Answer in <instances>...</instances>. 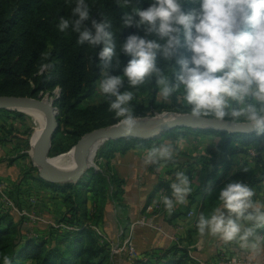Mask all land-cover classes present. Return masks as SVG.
<instances>
[{"label": "clouds", "instance_id": "clouds-1", "mask_svg": "<svg viewBox=\"0 0 264 264\" xmlns=\"http://www.w3.org/2000/svg\"><path fill=\"white\" fill-rule=\"evenodd\" d=\"M73 3L70 17H59L56 27L75 33L78 45L99 48L98 90L122 135L137 127L134 101L145 84L164 100L180 97L193 118L245 125L264 135V0H147L145 8L117 0L127 9L121 28L137 29L118 48L111 21L94 19L87 0ZM121 54L129 57L127 63ZM50 67L43 63L38 71ZM177 143L169 139L147 148L144 165L172 161ZM170 189L171 196L161 197L169 215L193 190L185 171L175 172ZM216 200L219 206L198 216V234L235 241L250 253L264 249V200L256 188L228 179Z\"/></svg>", "mask_w": 264, "mask_h": 264}, {"label": "trees", "instance_id": "trees-1", "mask_svg": "<svg viewBox=\"0 0 264 264\" xmlns=\"http://www.w3.org/2000/svg\"><path fill=\"white\" fill-rule=\"evenodd\" d=\"M87 2L94 19L104 18L111 21L117 48L129 34L137 32L134 27L121 28V17L127 9L118 6L117 0H87ZM134 3L141 8L148 6L147 0H134ZM73 6V0H0V95L42 98L46 93L54 94L53 91L58 87L60 90L57 103L60 121L58 129L61 126L70 128L68 133L77 142L85 133L116 124L117 121L113 113L108 111V102L104 96L98 104L83 103L97 88L99 48L87 44L78 45L76 34L70 29L64 33L57 29L59 17L69 18ZM139 34L143 35L142 32ZM120 59L122 63H127L129 57L121 54ZM43 63L51 64V67L40 73L38 69ZM109 71L112 69L110 68ZM113 74H120L119 70L114 71ZM138 94H148L150 108L158 106L157 94L152 90L151 85L141 86ZM171 101L173 109L188 112L180 97H172ZM139 110L144 113L146 108L139 105ZM8 113L11 111L0 109L1 115ZM181 130L220 135L222 140L218 150L211 151L213 158L177 152L174 159L168 162L174 166L169 171L170 179H160L152 191L153 194L165 188L168 196H171L170 184L175 180V172L185 171L186 174H190L201 164L208 169L201 187L190 195L194 199L216 176L220 157L227 153L232 142L249 145L264 137L256 133L240 134L194 128H175L169 133L176 135ZM158 139L121 138L105 142L97 154V163L101 169L91 168L77 184L49 183L40 177L36 167L31 166L29 171L32 172L33 179L65 196L69 208L67 214L58 222L74 224L78 228H56L49 225V230L52 232L48 236L45 235L46 232H42V235L27 236L24 232L27 227H23L26 219L21 218L23 222L14 221L10 217L11 214L2 209L0 210V255L9 248V256L1 264H127L126 251L123 252L125 256L113 254L110 243L104 242L98 232L89 225L80 222L82 216L87 214L85 210L88 209V197L84 193L89 191L98 201H111L118 209L124 207L126 180L115 171L111 163L117 153H125L135 147L149 148L158 144ZM0 140L6 141L3 136ZM54 142L55 135L52 145L55 144ZM255 163L253 169L239 171L225 179L214 194L204 202L203 213L210 214L219 206L216 198L228 179L244 180L250 174L258 172L264 176V158L257 155ZM263 179L264 177H257L250 183L256 190H261L258 183ZM208 191L207 188L206 192ZM257 196L260 199L258 193ZM30 205L33 207V203ZM20 207L24 208L23 205ZM10 210L12 207L9 212ZM191 238L196 239L192 234ZM170 250L178 252L181 249L175 246ZM181 252H183L181 255L173 253L169 257L167 252L156 258L137 259L132 264H192L187 250L183 249Z\"/></svg>", "mask_w": 264, "mask_h": 264}, {"label": "crops", "instance_id": "crops-1", "mask_svg": "<svg viewBox=\"0 0 264 264\" xmlns=\"http://www.w3.org/2000/svg\"><path fill=\"white\" fill-rule=\"evenodd\" d=\"M16 124L18 123H14V126L18 129L19 126ZM4 125L8 126L11 125V123L6 124V122L0 117V128ZM169 139L178 142V152L186 153L191 156L201 155L213 158L214 156L211 151L216 152L218 150L222 137L215 134L181 130L179 134L176 135L167 133L159 137L158 144ZM146 150L147 148L142 147L131 148L125 153H117L113 160L118 173H120V175L126 180L124 194V201L126 202V205L121 209H118L113 202H110V210L112 212L115 211V213L119 215L120 220L126 227H128L132 221L140 216H147L150 223L147 226H136L134 240L137 253L135 256L130 258L128 252L126 251L128 259L127 264H132L137 259H145L148 257L156 258L167 252L168 257L172 256L173 253L181 255L183 253L181 252L183 249L187 250L192 264H200V262H202V264H216L219 260L220 254L226 251V248L229 251L232 244L236 245L244 252L252 255L253 258L264 260V249L258 253H250L248 250L240 248L235 241L226 244L218 237L210 235L199 236L196 237L195 240H191L189 236L190 233L196 230L195 224L198 216L203 213L204 202H206L211 195L214 194L216 189H218L224 180L245 168L253 169L256 165L255 157L257 155H261L264 158V137L261 140L253 141L249 145L232 142L228 147L227 153L220 157V164L217 170V173L219 172L220 174L218 175L216 173V176L208 182V186L201 194L196 195L194 200L190 195L201 187L204 177L206 176L205 173L208 169L201 164L195 167L194 171L187 174L189 179L192 181L193 190L183 204H177L175 206L171 215L166 212L161 202V197L168 195L167 192L162 194V192L158 190L153 194L152 191L160 179H170L169 171H171L174 166L168 162L162 165H144L143 160L146 155ZM8 165L9 166L7 168L6 166H0V180H8V177L2 176L4 175L3 170L5 168V172L8 173L9 177L11 176V173H13L14 176H17L21 174V172H24V169H26L25 166L22 167L17 162ZM31 166L36 167L34 164L29 165L28 167L30 168ZM230 172L232 173L231 175H229ZM29 179H32L31 185H33L34 188L32 190V195H34L30 198L33 199L34 197V205L36 203V208H38L39 199L43 197L42 194L40 195V192H44V196H47L46 200L48 201L46 212L51 214L49 215L50 217L52 216L54 218L59 215L62 217L67 214L69 205L66 203L63 193L54 191L38 180L33 178ZM207 188L209 189L208 193L206 192ZM21 189L25 190L24 187ZM259 196L261 200H264V193H260ZM28 200L29 199H25L21 195L16 197L17 203H23V206L26 205V203H29ZM59 205H62L61 209L58 208V212L54 213V210L57 207H60ZM147 207H150L151 210L148 213L146 212ZM189 211L192 212V214H189ZM112 212L109 213L111 224L106 225L108 227L105 229V236L102 237V239L107 240L106 242L110 243L111 247H113V245H119L123 241L119 239V231L122 228L120 227L121 222ZM43 214L44 216L48 215L45 212ZM36 215L39 216L40 214L36 213ZM27 217L34 221L33 217ZM47 225L49 226L50 224L45 222L33 225L37 233H31V236H37V234L42 235V232L45 233L44 228H47ZM157 227H160L161 230ZM260 231L264 233L263 229ZM175 246L181 250L178 252L170 250ZM123 252L125 253V250L118 253H112L124 255Z\"/></svg>", "mask_w": 264, "mask_h": 264}, {"label": "rangeland", "instance_id": "rangeland-1", "mask_svg": "<svg viewBox=\"0 0 264 264\" xmlns=\"http://www.w3.org/2000/svg\"><path fill=\"white\" fill-rule=\"evenodd\" d=\"M53 92H54V94L46 93L44 96H46L48 94L47 96L49 97V99H55L57 97V95L59 94L60 90L57 87V88H55V90ZM148 97H149L148 94H138L137 100L134 101V104H135L134 110H135V114H136L138 119L139 118L155 117V116L162 114V113H171V114L172 113H174V114L184 113V112H179L176 109H173L174 107H173L171 98H169L168 100H164L159 95H157V105L158 106L155 108H152V107L150 108L148 106L149 105ZM102 98H103V95L98 90V82H97V88L95 89L94 93L89 98H87L83 103L85 105L98 104L102 101ZM181 102H182V99H181ZM139 105L146 108L144 113H142L139 110ZM10 111H11V113H8V114H4V115L0 114V117L2 118V120H4L6 122V124L11 123V125H8V126L4 125L3 128L0 129V139L2 136L6 139L5 142H2L0 140V166H6V168H7L9 166L8 164H14L15 162H17V163H19L20 166H22V167L25 166L26 169H24V172H21V174H19L17 176H14V174L11 173L12 177L11 176L9 177L8 173L5 172L6 168L3 170L4 175H2V176L8 177V180H6V179L0 180V188H2L3 192H4V196H2V194L0 193V210L2 211V209H3L5 211H7L8 213H10L11 214L10 217L14 221L23 222V220L21 218H25L26 220L23 222V227H27L26 229L28 231L24 230V232L27 234V236H30V235H32L31 233H37L35 230V227L33 225H37L38 223H45V221L47 222V221H51V220L58 222L61 215L53 218L52 216L51 217L49 216L51 214H48L46 212L48 201L46 200L47 196H44L45 195L44 192L43 193L40 192V195L42 194L43 197H41V199H39L38 208L35 207L36 203L34 205V202H35L34 197H33V199L30 198L31 196L34 195V194L32 195V190L34 189L33 185H31L32 179H29L32 175V172L29 171V169H28L29 168L28 166L33 164V161H32L31 155H30L31 148H32L31 140H32L33 134L39 128V122L33 115L27 113L26 111H21V110H10ZM12 121L14 123H18V124H16L17 126H19L18 129L15 128L14 123ZM69 129L70 128H68L66 126H61L60 129H57L58 132L56 131V133H55V142H54L55 144L52 145L51 153H50L51 157H56V156H60V155L63 156V158L60 161L61 165H59L62 167L65 165L71 164V159H70V156L68 153L71 151L72 147L76 143L75 139L69 135V133H68ZM100 147H99V149H100ZM99 149L97 151V154L99 152ZM97 154L95 157V163L98 165V167H99L98 169L100 170L101 166H99V164L97 163V159H98ZM111 164H113L114 169H116V166L114 165L113 161ZM92 168H94V167H92ZM36 170L39 173L37 167H36ZM115 171H117V169ZM255 177L259 178V177H264V176L260 172H258L257 174L252 173L247 178H245L243 181L250 183L252 180L256 179ZM27 179H29V180H27ZM22 187H24L25 190H22L21 189ZM258 187H260V189H261V190H257L258 195L260 193H264V179L261 181V183H258ZM33 193H34V191H33ZM7 194H9V195L7 196ZM20 195L22 197H24L25 199L26 198L29 199L28 200L29 203L28 204L26 203V205L23 206L24 207L23 209H21V207H20V205H23V203H21L20 205H17L19 203H17V201H16V197H19ZM84 195L88 197V200H87L88 201V203H87L88 212H87V210H85L87 214L82 216V219H80V222L89 225L94 230L99 229L103 234H105L106 233L105 229H107V227H108L106 225L111 224V222H110L111 219H110V214H109L110 212H112L110 210V206H111L110 202L111 201H108V202L107 201L103 202L102 200L98 201L95 197H93L91 195V193H89V191H86V193H84ZM5 197H9L12 200L13 204H15V207L13 206V208H12V210H10V212H9V209L12 206H10V204L8 203V200H6L7 198H5ZM30 203H33V207H32V205H30ZM59 206L60 207H57L54 210V213L58 212V208L61 209L62 205H59ZM14 208H19L20 210L25 209L27 211H30L32 217L34 218V221L30 220L28 217H26V216H28L27 214H20ZM44 212L48 215L44 216V214H43ZM36 213H38L40 215L38 216V215H36ZM112 213L115 214L117 219L120 220L119 215L117 213H115V211ZM189 214H192V213L190 212ZM51 218H53V219H51ZM120 222H121L120 227L125 229L126 226H124V223H122L121 220H120ZM50 225H52V224H50ZM39 227H41V226H39ZM49 228H50L49 226H47V228H44L45 232H46L45 235H47V236L50 232H52V230H49ZM191 234L195 235V237L201 236L200 234H198L197 230H195L193 233H190V235H189L191 240H192ZM119 239L121 241L123 240V236L120 234H119ZM102 240L104 242L107 241L104 239H102ZM110 247H111V245H110ZM8 256H9V248H8V251H6L5 253L0 255V264L3 261H5ZM251 257H252V255H251Z\"/></svg>", "mask_w": 264, "mask_h": 264}, {"label": "water", "instance_id": "water-1", "mask_svg": "<svg viewBox=\"0 0 264 264\" xmlns=\"http://www.w3.org/2000/svg\"><path fill=\"white\" fill-rule=\"evenodd\" d=\"M48 95V94H47ZM35 98L31 96L18 95H0V109L21 110L22 107H38L46 113L44 129L31 148V158L33 164L38 168L40 177L49 183H74L77 184L82 177L94 167L98 169L95 163V157L99 147L107 141L117 140L121 138L135 139H155L169 133L175 128H194V129H216L227 131L230 133L255 134L245 125L239 127H231L226 124H219L207 118H193L189 112L174 114L165 118L147 129L136 128L134 133L124 136L120 133L117 123L106 127L96 128L85 133L80 137L71 149L75 158L76 165L71 170H63L51 162V148L54 135L59 127V108L58 97L49 99L48 96ZM100 140V144L96 149L93 157L88 158L91 145L93 142ZM58 157V156H56Z\"/></svg>", "mask_w": 264, "mask_h": 264}, {"label": "built area", "instance_id": "built-area-1", "mask_svg": "<svg viewBox=\"0 0 264 264\" xmlns=\"http://www.w3.org/2000/svg\"><path fill=\"white\" fill-rule=\"evenodd\" d=\"M160 191L162 192V194L167 192L165 188H161ZM0 193L2 194V196H4V192H3L2 188H0ZM7 196H8V194H7ZM5 198H7L6 200H8V203L10 204V206H12V208H13V206L15 207V204H13L12 200L9 197H5ZM157 202H159V201H157ZM14 209H16L17 212L20 214H27L30 218L32 217L30 211H27L25 209L20 210L19 208H14ZM149 211H151L150 207H147L146 212L148 213ZM47 222L49 224H52L56 228H60V227L66 228V229H77L78 228L74 224L70 225V224L65 223V222H55L52 220L47 221ZM149 224L150 223L148 221L147 216H140V217L136 218L134 221H132V223L129 224L128 227H125V229H123V228L120 229L119 234L123 236V241L119 245H113V247H111L112 252L118 253V252H122L125 250L128 252V255L130 258L135 256L137 253L136 244H135V240H134L135 228L137 225H142V226L146 225L147 226ZM157 228L161 230L160 227H157ZM96 231L98 232V234L101 237L105 236V234H103L99 229H96ZM228 252H229V254H228ZM200 264H202V262H200ZM216 264H264V260L253 258V257H251V255L249 253L242 251L236 245L232 244V247H230L229 251L226 248V251H224L223 253L220 254L219 260Z\"/></svg>", "mask_w": 264, "mask_h": 264}, {"label": "bare ground", "instance_id": "bare-ground-1", "mask_svg": "<svg viewBox=\"0 0 264 264\" xmlns=\"http://www.w3.org/2000/svg\"><path fill=\"white\" fill-rule=\"evenodd\" d=\"M21 109L23 111H26L27 113L33 115L39 122V128L35 131V133L33 134L32 140H31V145L33 146L35 144V142L37 141V139L39 138V136L41 135L43 129H44L45 120H46V113L44 112L43 109L38 108V107H26L25 106V107H22ZM171 115H172L171 113H162V114H159L155 117L139 118L136 128L147 129V128L153 126L155 123H157V122H159L165 118H168ZM99 144H100V140L92 143L90 153L88 156L89 159H91L93 157V155L96 152V149L98 148ZM68 154H69L70 159H71V164H69V165H65L63 167L59 166V165H61L60 161L63 158V156H61V155L58 157L51 158V162L63 170H71L75 167L76 161H75V158H74L71 151Z\"/></svg>", "mask_w": 264, "mask_h": 264}]
</instances>
